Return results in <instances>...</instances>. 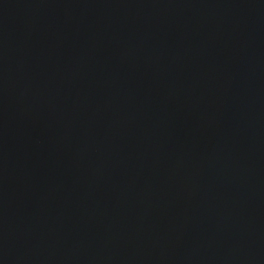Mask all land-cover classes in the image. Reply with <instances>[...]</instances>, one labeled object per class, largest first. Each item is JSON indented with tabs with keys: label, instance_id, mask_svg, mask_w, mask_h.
Listing matches in <instances>:
<instances>
[{
	"label": "water",
	"instance_id": "obj_1",
	"mask_svg": "<svg viewBox=\"0 0 264 264\" xmlns=\"http://www.w3.org/2000/svg\"><path fill=\"white\" fill-rule=\"evenodd\" d=\"M0 264H264V0H0Z\"/></svg>",
	"mask_w": 264,
	"mask_h": 264
}]
</instances>
